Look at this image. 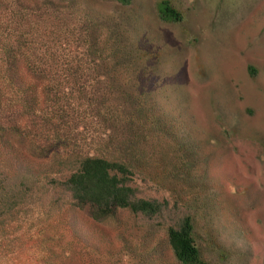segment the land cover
Wrapping results in <instances>:
<instances>
[{"label":"rangeland","instance_id":"rangeland-1","mask_svg":"<svg viewBox=\"0 0 264 264\" xmlns=\"http://www.w3.org/2000/svg\"><path fill=\"white\" fill-rule=\"evenodd\" d=\"M157 2L0 0V181L27 194L0 192L17 203L0 264H177L166 232L187 215L211 264H264V0H176L177 25ZM160 114L176 127L158 130ZM186 144L194 188L170 178ZM124 148L137 197L161 211H68L56 156Z\"/></svg>","mask_w":264,"mask_h":264},{"label":"trees","instance_id":"trees-1","mask_svg":"<svg viewBox=\"0 0 264 264\" xmlns=\"http://www.w3.org/2000/svg\"><path fill=\"white\" fill-rule=\"evenodd\" d=\"M122 5L131 4V0H116ZM245 7L243 6V9ZM157 17L163 24H182L185 20V13L177 7L176 0H158L156 4ZM139 45L134 41L133 49L136 52ZM250 73L256 74V70L250 67ZM154 115L156 116L155 112ZM166 114L159 115L158 130L164 127L167 129H174L176 122L166 117ZM181 115V114H180ZM157 117V116H156ZM165 130V131H166ZM135 139V137H134ZM130 144L135 146V140ZM174 139L177 140L174 136ZM1 140V138H0ZM174 140V143H176ZM0 147L1 151L6 142L2 141ZM173 143V146H174ZM181 143V142H180ZM189 144V143H187ZM179 148V154L175 157L180 164L179 167H174L170 172V178L173 181L178 180L182 184L194 188L191 177L199 169H196L199 162L190 156L191 150L188 145ZM48 148V146H47ZM47 148L39 150L38 153L47 152ZM36 152V153H37ZM67 158L64 156H56L53 163L57 167H62L61 161L69 162L68 174L60 182H56V188L68 194L66 205L72 208L82 210L87 217L93 221H112L117 216L119 211L127 210L134 215L144 214L145 216H154L161 211V205L153 200H147L137 197V190L132 186L131 176L136 169L137 160L129 154L127 148L117 150L114 155H91L77 152H68ZM189 156L191 160L188 161ZM54 167V165H53ZM5 181H0V192H17L20 195V201L26 197V192L22 190L24 182L15 184L13 188L6 186ZM52 183H55L54 181ZM60 186V187H59ZM59 187V188H58ZM16 188V190H14ZM31 190V189H29ZM52 190V189H51ZM21 194H20V193ZM189 191L188 193H190ZM12 199V196H10ZM17 203L7 201L6 198H0V216L2 217V208H8L13 211ZM48 209L47 216L50 212L57 210L55 202H49L45 206ZM0 221L2 219L0 218ZM166 242L169 249L176 260L177 264H211L204 256V252L198 244L194 220L190 215L184 216L178 225L169 227L166 232Z\"/></svg>","mask_w":264,"mask_h":264}]
</instances>
